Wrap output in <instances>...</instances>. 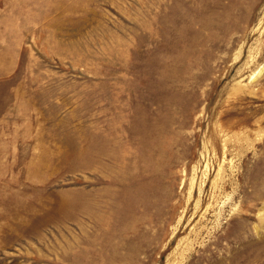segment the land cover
Listing matches in <instances>:
<instances>
[{
	"label": "rangeland",
	"instance_id": "1",
	"mask_svg": "<svg viewBox=\"0 0 264 264\" xmlns=\"http://www.w3.org/2000/svg\"><path fill=\"white\" fill-rule=\"evenodd\" d=\"M0 264H264V0H0Z\"/></svg>",
	"mask_w": 264,
	"mask_h": 264
}]
</instances>
